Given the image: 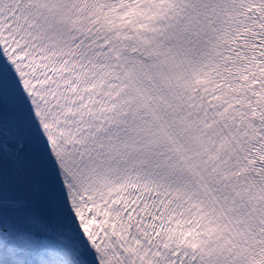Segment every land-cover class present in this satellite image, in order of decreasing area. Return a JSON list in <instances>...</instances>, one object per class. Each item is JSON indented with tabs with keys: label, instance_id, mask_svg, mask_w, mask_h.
Returning a JSON list of instances; mask_svg holds the SVG:
<instances>
[{
	"label": "snow or ice",
	"instance_id": "snow-or-ice-1",
	"mask_svg": "<svg viewBox=\"0 0 264 264\" xmlns=\"http://www.w3.org/2000/svg\"><path fill=\"white\" fill-rule=\"evenodd\" d=\"M0 264H264V0H0Z\"/></svg>",
	"mask_w": 264,
	"mask_h": 264
}]
</instances>
